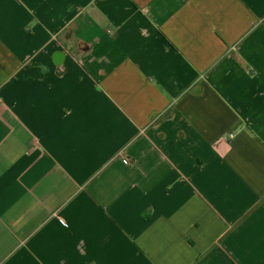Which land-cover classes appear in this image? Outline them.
Masks as SVG:
<instances>
[{
    "label": "crops",
    "instance_id": "obj_1",
    "mask_svg": "<svg viewBox=\"0 0 264 264\" xmlns=\"http://www.w3.org/2000/svg\"><path fill=\"white\" fill-rule=\"evenodd\" d=\"M0 264H264V0H0Z\"/></svg>",
    "mask_w": 264,
    "mask_h": 264
},
{
    "label": "built area",
    "instance_id": "obj_2",
    "mask_svg": "<svg viewBox=\"0 0 264 264\" xmlns=\"http://www.w3.org/2000/svg\"><path fill=\"white\" fill-rule=\"evenodd\" d=\"M0 105H1V99H0Z\"/></svg>",
    "mask_w": 264,
    "mask_h": 264
}]
</instances>
